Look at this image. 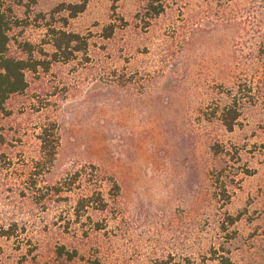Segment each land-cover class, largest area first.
I'll return each instance as SVG.
<instances>
[{
	"label": "rangeland",
	"instance_id": "rangeland-1",
	"mask_svg": "<svg viewBox=\"0 0 264 264\" xmlns=\"http://www.w3.org/2000/svg\"><path fill=\"white\" fill-rule=\"evenodd\" d=\"M0 3L12 58L29 44L51 60L49 27L87 42L0 110V264H62L61 246L68 264H264V76L241 77L235 23L248 0H87L74 19L57 8L82 0ZM247 81L257 100L228 131L220 110Z\"/></svg>",
	"mask_w": 264,
	"mask_h": 264
},
{
	"label": "trees",
	"instance_id": "trees-1",
	"mask_svg": "<svg viewBox=\"0 0 264 264\" xmlns=\"http://www.w3.org/2000/svg\"><path fill=\"white\" fill-rule=\"evenodd\" d=\"M113 4L119 2V0H111ZM87 7V0H82L79 4L61 5L57 8V11L68 12L69 18L74 19L78 15L82 14ZM250 12H246V18H238L235 20L237 27V48L239 52L248 50L244 63L247 69L242 73L241 77H256L257 74L262 73L264 76V0H248V6ZM242 8V7H241ZM163 9L156 10L155 15H160ZM240 12H244V9H239ZM241 14V13H240ZM14 17L11 16V11H7L0 3V110L5 111V105L8 100L14 96L23 94L28 88V81L26 73H37L38 70L47 72L53 63L69 62L75 55L87 50V42L85 39L74 33H69L63 30H55L49 27V37L51 44L54 48V53L51 56V60H38L33 56V48L29 44H25L24 51L27 53V59H16L8 56L9 52V33L13 28V24H17ZM114 34V25H111L105 29V38L109 39ZM240 62V61H239ZM242 63V62H240ZM240 63H238L240 65ZM246 88L250 95L244 97L231 94V99L220 110L219 120L222 125L228 130L233 131L239 124L241 118L242 109L245 104H252L257 99L252 95L253 87ZM240 94L243 92L239 90ZM238 92V93H239ZM40 135L41 140V153L43 155V162L48 171L53 166L57 149L59 147V138L57 137L56 129L54 126L49 125L42 129ZM79 177V174L77 175ZM68 181L66 180L65 183ZM113 189L119 191V186L114 183ZM70 190V189H69ZM63 189L60 185L53 187V193L55 195L61 194ZM94 197V196H92ZM82 199L78 202L77 210L86 207L89 200ZM88 201V202H87ZM100 208L104 211L106 204L102 198H99ZM56 257L61 260L62 264H68L74 262L78 258L76 251L70 253L64 246L56 249ZM86 264H103L98 258L89 259Z\"/></svg>",
	"mask_w": 264,
	"mask_h": 264
}]
</instances>
